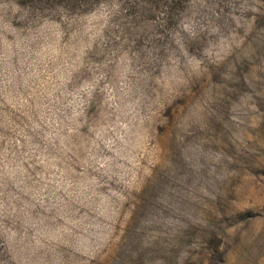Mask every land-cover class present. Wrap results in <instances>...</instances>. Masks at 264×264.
Instances as JSON below:
<instances>
[{"label": "rangeland", "instance_id": "rangeland-1", "mask_svg": "<svg viewBox=\"0 0 264 264\" xmlns=\"http://www.w3.org/2000/svg\"><path fill=\"white\" fill-rule=\"evenodd\" d=\"M0 264H264V0H0Z\"/></svg>", "mask_w": 264, "mask_h": 264}]
</instances>
